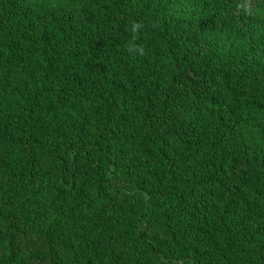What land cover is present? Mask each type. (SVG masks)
<instances>
[{"label":"trees","instance_id":"obj_1","mask_svg":"<svg viewBox=\"0 0 264 264\" xmlns=\"http://www.w3.org/2000/svg\"><path fill=\"white\" fill-rule=\"evenodd\" d=\"M88 2L0 0V264H264V0Z\"/></svg>","mask_w":264,"mask_h":264},{"label":"rangeland","instance_id":"obj_2","mask_svg":"<svg viewBox=\"0 0 264 264\" xmlns=\"http://www.w3.org/2000/svg\"><path fill=\"white\" fill-rule=\"evenodd\" d=\"M49 8H61L66 13H71L74 18H78L86 12L89 7L88 0H30ZM264 146V143H263Z\"/></svg>","mask_w":264,"mask_h":264},{"label":"clouds","instance_id":"obj_3","mask_svg":"<svg viewBox=\"0 0 264 264\" xmlns=\"http://www.w3.org/2000/svg\"><path fill=\"white\" fill-rule=\"evenodd\" d=\"M143 28V24L142 23H133L131 26V31L133 34H136L138 32L139 29ZM127 51L132 53V52H137L140 55L144 54V48L142 46H137V45H129L127 48Z\"/></svg>","mask_w":264,"mask_h":264}]
</instances>
